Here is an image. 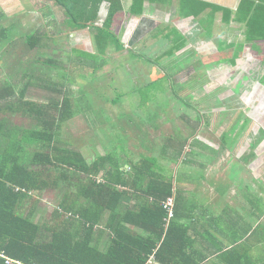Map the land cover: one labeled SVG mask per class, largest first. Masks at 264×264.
I'll return each instance as SVG.
<instances>
[{"label":"crops","instance_id":"0c3cea01","mask_svg":"<svg viewBox=\"0 0 264 264\" xmlns=\"http://www.w3.org/2000/svg\"><path fill=\"white\" fill-rule=\"evenodd\" d=\"M121 1L123 10L117 14L112 31L126 43L128 50L111 52L109 66H113L116 58L119 65H125L128 75L123 76L128 77V82L126 79L119 81L117 69L116 78L118 84L128 90L114 97L113 103L119 101L116 106H126L132 100V106L138 107L131 115L136 116L140 109V118L142 109L148 111V104L145 103L150 100L145 95L151 92L153 98L171 100L174 96L172 91L176 88L192 107L189 109L186 101L176 106L175 109L185 111L175 113L172 120L163 114H148L150 121H144L142 124L145 126L139 124L138 132H148L146 137L151 146L147 144L148 148H144L138 143L136 148L132 142L128 148L112 151L129 171L144 159H153L157 163L148 170L151 176L138 189H133L132 206L138 210L142 206H151L153 199L147 201L142 194L145 184L151 182L149 179L157 176L170 181L172 177L179 215L177 223L183 228L174 229L170 240V244L179 251L178 264H264V24L255 29L252 22L236 19L243 0ZM201 3L219 6L226 11L212 16L213 11L208 8L202 13ZM109 7L107 2L102 5L94 25H104ZM79 32L91 40L93 51L86 52L94 54V36L89 30ZM79 32L71 37H78ZM252 32L256 35L250 40ZM255 56L261 57L263 62L260 67L254 68L251 77H246L250 87L239 84L233 88L234 96L215 97L204 110L195 105L213 73L222 68L229 72L240 64L241 59ZM107 74L105 72V76ZM224 110H227L226 114L220 115L219 112ZM180 114L189 116L183 120ZM98 115L99 118L102 114ZM131 115L121 113L114 118L111 116V120L120 123V128L128 129L120 130L125 136L133 134L127 125L135 121L129 120ZM215 116L219 121L216 120L213 126ZM197 119L202 120L201 130L190 132L194 137L180 156L181 149L176 146L190 137L188 125L183 123L185 127H181L180 122L197 123ZM207 119L209 126L203 124ZM99 120L102 123L105 121L104 118ZM235 123L247 124L238 140H234L236 132L231 131ZM167 124L174 128H169ZM221 127L225 128L221 130ZM225 133L231 137L228 146L222 142ZM115 134L121 137L118 131ZM94 135L100 137V129H95ZM170 137L174 141L167 143ZM96 141L102 145L100 138ZM192 142L197 143L193 152L190 147ZM106 149L105 146L104 151H97L92 156H86L84 152L83 155L92 164L98 155L110 152ZM222 153H226L225 158H222ZM236 156H240L239 159ZM52 215L51 211L49 217ZM147 215L156 220L152 209L147 211ZM137 231L149 236L140 228Z\"/></svg>","mask_w":264,"mask_h":264},{"label":"trees","instance_id":"16d2710c","mask_svg":"<svg viewBox=\"0 0 264 264\" xmlns=\"http://www.w3.org/2000/svg\"><path fill=\"white\" fill-rule=\"evenodd\" d=\"M43 1L40 12L49 17L46 32L45 35H25V43L30 50L40 52V49H49L52 40H57L59 44L64 41L62 37L65 35L89 30L94 36L95 51L88 55L92 61L83 59V53H78L75 48L67 52L71 62L74 56L77 59L70 66L61 59L58 61L54 57L38 55V66L52 71L58 69L68 80V71L104 70L111 64V52L128 50L126 43L112 31L117 14L123 10L121 0ZM105 2L110 4L107 20L103 26L94 25ZM201 7L202 13L210 8L212 16L226 11L222 7L203 3ZM56 11L63 18L60 26L55 18ZM236 19L252 22L255 29L262 26L264 0H243ZM11 34V28L0 23V45L10 40ZM251 34L250 40L256 35ZM59 50L51 51L56 53ZM100 58H103L102 61ZM227 61L231 62V59ZM21 79L26 84L18 93L10 84L0 92V112L7 108L11 114L18 113L27 118V125L15 124L12 128H7L5 119L0 120V252L21 264H178L179 251L170 244V240L174 229L183 228L177 223L179 215L173 178L170 177V181L157 176L149 179L151 182L145 184L142 194L146 200L152 198V204L136 209L131 202L132 191L151 176L148 170L157 163L153 159H144V163L134 165L129 171L125 163L109 152L98 155L89 164L80 148L61 143L66 123L84 112L79 100L68 95L70 91L67 87L71 83L51 81L52 84L44 87L34 83V77L27 72ZM36 87L60 93L59 97L43 102L40 95L33 91ZM172 94L174 96L169 101L171 109L183 105L184 101L187 104L186 97H181L176 88ZM75 106L80 111L74 110ZM157 106L162 112L163 108H169L164 104ZM169 111L166 110V113ZM226 112L224 110L219 114L223 116ZM188 116L184 114L182 119L186 120ZM201 121L183 123L188 125L189 133H195L201 130ZM203 124L209 126V119ZM220 124H223L222 120ZM246 126L237 123L232 128L231 131L236 132L234 140L239 139ZM193 133L176 146L181 149L180 156L194 137ZM230 140L231 137L225 133L222 138L224 145L228 146ZM169 141L174 140L170 137L166 142ZM196 144H190L192 152ZM49 197L56 198L58 202L50 201ZM169 198L175 199L172 219L164 208V202ZM45 200L55 208L51 218L41 215L38 210ZM149 209L154 211L156 220L147 215ZM137 228L149 233V236L139 234ZM0 264H5V261L0 259Z\"/></svg>","mask_w":264,"mask_h":264},{"label":"rangeland","instance_id":"374dc122","mask_svg":"<svg viewBox=\"0 0 264 264\" xmlns=\"http://www.w3.org/2000/svg\"><path fill=\"white\" fill-rule=\"evenodd\" d=\"M41 2L44 1L0 0V15H5V17L0 16V23L4 27L11 28L12 30L10 40L5 43L3 42L0 45V92L6 87L7 84H10L14 91L18 93V90L22 88L23 84L25 83L23 82V79H21L24 72H27V74L34 77V83H38L44 87L49 86L48 84H52L51 81H56L58 83H60L61 81L65 83L63 80H65L66 78L62 76V73H60L58 69L52 71L36 64L38 55L54 57L58 59V61H60L61 59V62H67L68 66H70L71 63L73 61H77V59L74 56L71 62V58L69 57V55H67V52H71V50L73 51V49L75 48L78 53H83V56H81L83 57V59H86V61H92V58H88L90 52H86L93 51L91 49V40L87 39L88 36H84L82 32H79L78 37H71L69 35L63 36L62 38L64 39V41L62 43L59 42V44L57 40H52L50 43V50L48 48H43L40 49V52H33L29 49V47L25 43V35L32 33H42V35H45L46 32V20L49 17H46L45 15H41V13H39L40 7L44 4L43 3L40 5ZM54 14L55 18L57 19L56 21L58 26H60L63 21L61 13L56 11ZM54 14L52 16V20L54 18ZM88 34L89 33H87V35ZM57 48H60L59 52L53 53L52 51L55 52V49ZM102 59L103 58H100V61H102ZM261 62H263V59H261V57L259 56H255L252 59L243 58L241 59L240 64L235 68H231L232 70H229V72L228 70L226 71L223 68L217 70V73H213L212 75L214 77L213 79L212 76H210L209 84L206 85L204 91L201 92V97L198 96L195 101V105L204 110L205 107L212 103V100L215 97L226 98L229 96H234L233 88H236L239 84H245L244 86L250 87V81H247L246 77H251V74L254 72V68L258 66L260 67L262 64ZM114 64H116V66L118 67L116 68ZM75 65L77 66L78 64L76 63ZM106 67L107 66L104 67L105 70L98 69L97 72H95L94 70H88V72H79V69L75 70L74 73H71L69 71L67 72L68 80L65 81L67 82V85L71 83L67 87L70 91L68 92V95L73 99H76L77 101L79 100L81 108L83 106L84 112L75 115L72 120L66 123V132L61 138V143L66 146L70 145L80 148V150L84 152L86 156H92L97 151H104L105 146L108 152H112L114 150L115 152H117L119 149L121 150L122 147L127 146L128 148L129 146H131L132 142H134L136 148L138 146V143L140 146L148 148L147 144L151 146L150 141L146 137L148 132H138V129L141 126H145L142 124L144 121H150L148 119V114L156 115L157 112V115L161 116L163 114L170 118V120H172L174 119L175 113H179L180 111L181 113H183L185 110L181 108L173 110V107L172 109L170 108V100L153 98L151 96V92H147L148 94L145 96L148 100H150L149 102H146L150 103L147 105L148 111L146 112L144 109H142L143 115H140V118H138V114L140 112L139 109L138 113L135 114L136 116L132 117L131 113H134L136 111V107H138L132 106L134 104L131 102L132 100L129 101L131 104H126V106H116L112 101V99H115L114 97L121 95L128 90L127 87H123L121 83L119 85L117 81L118 78L119 81L121 79H126V82H128V77L123 76L127 74L128 70L126 69L125 65H119L118 58L114 59L113 66H108L107 68ZM116 69L119 71L117 72V78ZM105 72H108V74L106 75L107 77L105 76ZM130 77H132V75H130ZM139 77L140 82H142L143 80H141V75H139ZM128 85L130 84L128 83ZM33 91L38 95H41L42 98L40 99L43 102L47 103L49 102V99H51V97H59L60 94L53 91H45L41 88H35L33 89ZM188 92L190 93V90H188ZM184 93L187 92H183L182 94ZM158 95H160L159 91ZM160 104L168 105L169 108H163L164 110L162 112L160 110L161 108H159L160 106H157ZM88 106H91L92 109L87 108ZM74 110L80 111V109L76 106ZM92 110L96 111V113H94ZM166 110L171 111L166 113ZM76 111L75 113H77ZM0 113V120L5 119V121H7V128H12V126L15 124L18 126L27 125V118L20 116V114L18 113L11 114L9 113L7 108L3 109V111H1ZM121 113L131 115V117H129V120H135L133 122L127 123V125L130 126L129 130L133 132L134 137H132L133 134H129L126 136L123 135L120 130L128 129L120 128L119 122L111 120V116L114 118L116 115H120ZM98 114H102L99 118L105 119L103 123L99 120ZM211 116H213V114H211ZM232 116L233 115H231V117ZM215 117H212L213 126H215L216 120L219 121V118H217V116ZM139 124L142 125L139 126ZM171 124H167L168 127L174 128V126H171ZM150 125L152 126V124ZM173 125H175V122L173 123ZM180 126L185 127L183 122H180ZM222 128L225 127H221V130ZM95 129H100V137H96L94 135ZM115 131H118L119 136L121 137L114 136L113 134H115ZM99 138L102 140V145H100L96 141ZM91 149H93L94 152H92ZM125 152L127 151L125 150ZM225 156L226 153H222V158H225ZM236 157L239 159L240 156ZM49 198V200L53 201L54 203L58 202L56 198ZM48 202L49 201H47V203ZM47 203L43 204V202H41L38 210L41 215L50 218L49 216L51 214V211L53 212L55 208L51 206V202L50 204Z\"/></svg>","mask_w":264,"mask_h":264},{"label":"built area","instance_id":"2783aa9c","mask_svg":"<svg viewBox=\"0 0 264 264\" xmlns=\"http://www.w3.org/2000/svg\"><path fill=\"white\" fill-rule=\"evenodd\" d=\"M174 206H175L174 198H169L166 202H164V208L169 213V219L174 218ZM0 259L4 260L5 264H21L20 262L11 260L10 258L6 257L4 253H1V252H0ZM151 262H153V258Z\"/></svg>","mask_w":264,"mask_h":264}]
</instances>
